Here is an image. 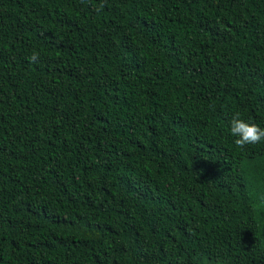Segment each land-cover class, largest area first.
<instances>
[{
    "label": "trees",
    "instance_id": "obj_1",
    "mask_svg": "<svg viewBox=\"0 0 264 264\" xmlns=\"http://www.w3.org/2000/svg\"><path fill=\"white\" fill-rule=\"evenodd\" d=\"M237 111L264 0H0V264H264Z\"/></svg>",
    "mask_w": 264,
    "mask_h": 264
},
{
    "label": "clouds",
    "instance_id": "obj_2",
    "mask_svg": "<svg viewBox=\"0 0 264 264\" xmlns=\"http://www.w3.org/2000/svg\"><path fill=\"white\" fill-rule=\"evenodd\" d=\"M39 52L33 51L29 58L36 63L39 60ZM229 133L235 137L234 144L237 149L243 151L248 146L258 145L264 141V128L242 118L239 111L234 112L229 121Z\"/></svg>",
    "mask_w": 264,
    "mask_h": 264
}]
</instances>
